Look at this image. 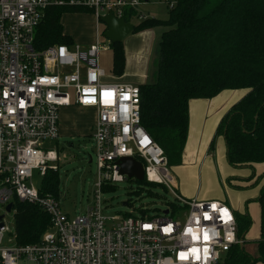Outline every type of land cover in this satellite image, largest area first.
Listing matches in <instances>:
<instances>
[{
  "label": "built area",
  "instance_id": "built-area-1",
  "mask_svg": "<svg viewBox=\"0 0 264 264\" xmlns=\"http://www.w3.org/2000/svg\"><path fill=\"white\" fill-rule=\"evenodd\" d=\"M57 5L91 8L100 21L109 11L118 17L127 9L137 13L140 2L0 0V214L18 199L37 203L50 216V229L38 243L18 245L6 214L0 264H218L244 242L236 212L225 201L179 193L165 151L142 125L140 86L105 80L99 63L105 44L35 47L36 28L46 10ZM71 105L98 113L92 135L95 157L90 156L97 164L98 189L94 203L76 216L64 212L61 196L41 194L32 182L35 170L45 176L57 169V152L44 144L58 139L60 110ZM124 157L143 164L144 180L174 194V202L161 214L104 213L102 190L125 180L120 173ZM7 233L12 237L3 245Z\"/></svg>",
  "mask_w": 264,
  "mask_h": 264
},
{
  "label": "trees",
  "instance_id": "trees-1",
  "mask_svg": "<svg viewBox=\"0 0 264 264\" xmlns=\"http://www.w3.org/2000/svg\"><path fill=\"white\" fill-rule=\"evenodd\" d=\"M169 20L148 18L135 30L162 27L150 79L140 85L141 121L163 148L170 166L183 162L189 132V102L209 99L224 90L244 89L219 122L225 154L233 168L264 163V0H174ZM91 8L51 6L35 32V47L70 43L61 17L67 12H92ZM137 13L124 12L130 21ZM114 74L125 70L121 42L111 43ZM256 179L252 175L253 181ZM263 177L256 183L261 182ZM245 179L230 176L228 185L241 187ZM105 187H112L107 185ZM41 194L61 196L58 169L44 176ZM264 200V184L260 201ZM127 201V205H128ZM15 242L38 243L50 229V216L37 203L14 200ZM238 235L245 239L252 220L236 212ZM264 236V233H262ZM257 255L237 245L218 264L264 262V238L257 241Z\"/></svg>",
  "mask_w": 264,
  "mask_h": 264
},
{
  "label": "rangeland",
  "instance_id": "rangeland-1",
  "mask_svg": "<svg viewBox=\"0 0 264 264\" xmlns=\"http://www.w3.org/2000/svg\"><path fill=\"white\" fill-rule=\"evenodd\" d=\"M170 1V0H169ZM140 5L137 6V14L130 20L133 24H139L141 22L140 14H145L148 18H159L162 20H169L170 11L166 6L165 0H139ZM87 13L80 14H65L62 17V22L67 24V19L70 21L72 27L78 30L79 33L83 34L86 31L82 24L86 25L88 22L85 18L88 17ZM82 18V21L79 20ZM96 16V14H95ZM157 30V29H156ZM89 33V28L87 34ZM134 32L130 33L123 41L133 35ZM160 37V32L157 31ZM75 42H78L77 40ZM79 43V42H78ZM100 43H105L106 48L101 50L99 55L100 67L104 70L105 80L114 81L111 76L114 74L113 71V50L111 43L101 34ZM159 45V39L157 40ZM154 60V54L152 56V63ZM154 66H152V70ZM121 76V75H117ZM234 94L232 97H223L225 93ZM244 89H233L225 90L222 95L216 98V104L213 105L208 115V121L206 127L198 131L196 138L188 146V149L192 146V150L197 151L198 146L200 150L204 148L206 143V151H209L211 155L206 158H201V165L197 167L185 166H170V174L175 180V184L179 193L186 198H193L197 194L204 197L206 194L211 193L216 189L221 190L223 199L231 208L238 211V213L245 214L248 212L252 220L255 230L260 226L262 213L264 212V200L260 201L259 195L261 192L262 185L264 184V163L256 164L254 169L251 168H232L226 158V147L224 144V138L221 133L217 132V128L222 119L223 115L230 109L236 100L241 98L245 94ZM238 99V100H239ZM86 110H74V109H62L61 121H59V137L56 140L48 141L44 144L47 149H53L57 152L59 158L54 162V166L58 169V175L60 179V190H61V205L64 212H68L71 216H76L83 213L87 206L94 203L95 194L98 187L96 186L97 181V164L94 161L90 162V156H94V144L89 133L91 127L89 126L93 114H84ZM221 118L218 120V116ZM80 119L88 121L87 128L78 129L77 126ZM215 120V121H214ZM67 126L70 130V135H65L60 131V125ZM78 122V123H77ZM89 131V132H88ZM85 134V135H84ZM199 160V159H198ZM197 160V161H198ZM50 170V169H49ZM224 171V172H223ZM255 174L256 179H252V175ZM237 176L245 179L242 182L241 187H233L228 185L227 179L230 176ZM261 182L256 183L261 178ZM44 176L40 175L37 170L34 171L33 186L36 189L41 190L43 186ZM255 194V195H254ZM102 205L104 206V213L109 216L125 215V216H137L141 213V210H145L148 214H161L167 206H170L171 202H174V194L164 185L158 183H150L146 180L139 181L136 179H128L121 182H117L112 187H105L101 193ZM216 198V197H215ZM216 200L213 198H208ZM128 201V205H124V202ZM243 204L246 207L239 208V204ZM250 205H258L259 210L256 211L255 206L249 210ZM233 209V210H234ZM2 209H0L1 211ZM252 215H251V213ZM264 214V213H263ZM14 207L13 211L6 216V224H9L15 233V218H14ZM245 236L244 248L250 253L255 252V242L249 240L251 231ZM12 237V234H6L3 245H6L7 238ZM225 257V254L223 255Z\"/></svg>",
  "mask_w": 264,
  "mask_h": 264
},
{
  "label": "crops",
  "instance_id": "crops-1",
  "mask_svg": "<svg viewBox=\"0 0 264 264\" xmlns=\"http://www.w3.org/2000/svg\"><path fill=\"white\" fill-rule=\"evenodd\" d=\"M170 1L173 2L174 0H170ZM166 6L168 7V10H169L168 3H166ZM71 7H73V6H71ZM74 7H78V6H74ZM80 13L89 14L88 17H82V18H85L87 20L86 22H88L87 25L85 23L82 24L83 28L84 29L86 28V31L83 34L79 33L78 30H75L74 27H72L70 21H68V19H67L68 25H66V24L64 25L62 22V17L65 14H80ZM62 17H61V22L63 25V32L68 37V39L70 40V43H67L68 45L80 44L84 47H88V46L96 43L97 41L100 42L101 34L104 36V33L107 29V26L103 22L99 21L98 18L95 16L94 11H92V12H67V13H64L62 15ZM78 18H81V17L79 16ZM82 18L79 20L82 21ZM157 19H159V18H157ZM141 20H143V19H141ZM88 28H89V33L87 34ZM162 30H163L162 27H154V28L145 29V30L133 31L134 32L133 35L129 36L126 39V41L123 43L124 51H125V70H124V73L121 76H117V77H116V74H113L111 76V78H114L115 82H128V83H132V84L140 86L141 84H143L147 81H150V79L153 75V72H154V69L152 70V66H154V61L157 58V48H158L157 40L158 39L160 40ZM157 31L160 32V37L157 34ZM76 40L79 43L75 42ZM103 44H105V43H103ZM153 54H154V60L152 63ZM223 92H225V90L222 91L221 93H219L217 96H215L213 98H209V99H192V100H190V102H189V132H188L187 143H186V146H185V149L183 152V162L181 165H178L179 167L182 166L181 168H185V169H186L185 166L195 168L198 166V164L200 167V165H201L200 159L206 158L209 155H211L210 153H208L210 150L205 152L207 142H205L204 148L202 150H200V147L198 146L196 152L194 150H192L193 149L192 146H191V149H190V147L188 149V146L191 145V143L194 141V139L197 136L198 131L201 128H202V133H203V130L206 127V123L208 121V115L211 111V108L213 107V105L216 104V101H215L216 98H218V96L222 95ZM231 96L232 97L234 96V94H232V92L225 93V95H223V97H231ZM63 108H64V110L74 109L75 111L76 110H80V111L86 110L87 112H85L84 114H93V118H91L90 123H89V126L91 127L89 135L92 138V135H93L94 129H95V124L97 121V115H98L97 109L96 108H83V107H80L77 105H71V106H67V107H63ZM62 109L60 110V119H62V117H61ZM220 118H221V115L218 116V120ZM78 122H80V124H78V126H77L78 129L87 128L88 121H84V120L80 119ZM60 131L67 136L71 134L68 127L62 126V123L60 125ZM221 197H222L221 190L215 188V190L213 192L206 194L204 197H201V196H199V194H197L193 198H197L199 200H210L208 198L218 199ZM218 200H221V199H218ZM258 200H260V195H259ZM222 201H224V200L222 199ZM242 205L243 204L240 203L239 208H242ZM252 206H255L256 211L258 212L259 206L258 205H250L249 210L252 208ZM243 207H244V211H246V207L244 205H243ZM234 211L238 212L235 209H234ZM245 213H248V212H245ZM250 213H251V211H250ZM263 213H262V217L264 216ZM251 215H252V213H251ZM251 229H252V225H251L249 231ZM252 230L253 231H251V233H250L249 240H252L255 242L254 243L255 244V252L254 253L249 252V253L255 256V255H257V250H258L257 249V241L259 239H262V237L264 238V236H262V233H264V220H263V218H262V222H261L260 226L255 230V226L253 225ZM245 241L246 240L244 239V244H245ZM243 247H244V245H243ZM255 264H264V262H257Z\"/></svg>",
  "mask_w": 264,
  "mask_h": 264
},
{
  "label": "water",
  "instance_id": "water-1",
  "mask_svg": "<svg viewBox=\"0 0 264 264\" xmlns=\"http://www.w3.org/2000/svg\"><path fill=\"white\" fill-rule=\"evenodd\" d=\"M144 1L148 2L149 0ZM100 21L107 26L104 36L107 40H109L110 43L123 41L130 33L135 30V24L127 21L125 17L116 16L113 11H109L107 14L102 15L100 17ZM120 173L125 175L128 179H136L139 181H143L145 175L143 164L133 157H124L121 159ZM124 205H127V201L124 202ZM12 209L13 203L11 202L6 206V213L0 214V228L5 224L3 219L5 218L6 214H10ZM243 245L244 242L241 244L242 248Z\"/></svg>",
  "mask_w": 264,
  "mask_h": 264
},
{
  "label": "snow or ice",
  "instance_id": "snow-or-ice-1",
  "mask_svg": "<svg viewBox=\"0 0 264 264\" xmlns=\"http://www.w3.org/2000/svg\"><path fill=\"white\" fill-rule=\"evenodd\" d=\"M213 207H215V206H213ZM205 219H207V216L205 217ZM188 232H191V229H188L187 230ZM194 238H198V237H195L194 236ZM205 240H207V234L205 233ZM191 252L194 254V255H196V254H198V250L197 249H195V248H193V249H191ZM179 256H180V258L181 259H186L187 258V254L186 253H184V252H181L180 254H179Z\"/></svg>",
  "mask_w": 264,
  "mask_h": 264
}]
</instances>
